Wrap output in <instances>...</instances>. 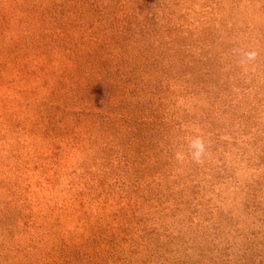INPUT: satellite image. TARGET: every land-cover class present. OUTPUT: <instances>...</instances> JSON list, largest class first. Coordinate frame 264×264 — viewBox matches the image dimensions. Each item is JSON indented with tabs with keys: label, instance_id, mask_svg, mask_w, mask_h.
<instances>
[{
	"label": "rangeland",
	"instance_id": "obj_1",
	"mask_svg": "<svg viewBox=\"0 0 264 264\" xmlns=\"http://www.w3.org/2000/svg\"><path fill=\"white\" fill-rule=\"evenodd\" d=\"M0 264H264V0H0Z\"/></svg>",
	"mask_w": 264,
	"mask_h": 264
},
{
	"label": "trees",
	"instance_id": "obj_2",
	"mask_svg": "<svg viewBox=\"0 0 264 264\" xmlns=\"http://www.w3.org/2000/svg\"><path fill=\"white\" fill-rule=\"evenodd\" d=\"M43 31H44V33L42 34V36H43V35H46V34H45L46 30L43 29ZM46 33H47V32H46ZM42 36H41V37H42ZM50 36H51V34H50ZM50 36H49V37H50ZM54 38H57V36H56V37L54 36ZM30 41L33 42V44H31L32 47H33V49H35V48H34V44H35V47H37L38 49L41 48L42 43H36V41H40V38H38V39L35 38L34 40H31V38H30ZM50 42H53V43L56 44V42H54V39H51V38H50ZM31 49H32V48H31ZM38 49H37V50H38ZM37 50H36V51H37ZM49 50H50V48H49L48 50H44V51L39 50L38 52H34V56H35V57H37L38 55H40V56L38 57L39 59H38L37 61L40 62V63H42V61L44 60V61H43V62H44V63H43L44 65H47L49 62H51V58H52L53 56H50L51 51H49ZM43 55H44V56H43Z\"/></svg>",
	"mask_w": 264,
	"mask_h": 264
}]
</instances>
